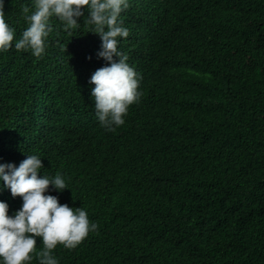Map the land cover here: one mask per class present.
I'll use <instances>...</instances> for the list:
<instances>
[{
	"label": "trees",
	"instance_id": "16d2710c",
	"mask_svg": "<svg viewBox=\"0 0 264 264\" xmlns=\"http://www.w3.org/2000/svg\"><path fill=\"white\" fill-rule=\"evenodd\" d=\"M24 5L5 0L17 39ZM87 14L53 17L39 58L0 53V163L41 155L69 187L50 194L99 225L59 264H264V0H130L119 47L143 95L115 131L95 115Z\"/></svg>",
	"mask_w": 264,
	"mask_h": 264
},
{
	"label": "clouds",
	"instance_id": "9594fccd",
	"mask_svg": "<svg viewBox=\"0 0 264 264\" xmlns=\"http://www.w3.org/2000/svg\"><path fill=\"white\" fill-rule=\"evenodd\" d=\"M5 0H0V53L12 49L31 51L41 57L53 31L51 19L58 18L66 29H78V18L87 11L85 23L101 39L98 58L106 62L90 77L94 87L95 115L107 131H115L125 124V117L133 104L143 95L139 89L141 75L128 63L129 57L120 50L122 39L130 30L120 19L130 7V0H33V7H22L28 27L16 38V29L6 21ZM85 17V16H84ZM91 59V57H88ZM41 155H27L18 166L0 163V190L9 189L13 197H21V207L9 214V204L0 200V264H59L53 254L58 245L75 249L89 233L98 232L99 225L89 219L81 207L61 204L52 191L69 189L62 174L54 177L40 174ZM51 186V187H50ZM37 237L43 248L37 250Z\"/></svg>",
	"mask_w": 264,
	"mask_h": 264
}]
</instances>
